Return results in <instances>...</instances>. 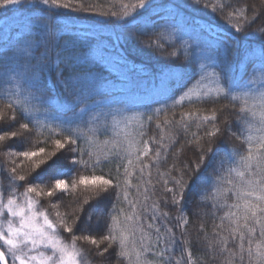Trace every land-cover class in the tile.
<instances>
[{"label":"snow or ice","instance_id":"snow-or-ice-1","mask_svg":"<svg viewBox=\"0 0 264 264\" xmlns=\"http://www.w3.org/2000/svg\"><path fill=\"white\" fill-rule=\"evenodd\" d=\"M12 6L41 14L22 20L0 42V85L5 86L0 96L8 101L0 107V173L9 182L6 199L0 191V264H8L9 256L12 264H90L78 241L95 246L101 264H264V0L240 7L215 0H134L122 3L120 14L98 13L119 23L127 39L165 59L183 55L187 62L207 60L214 69L207 75L218 78L217 86L203 93L188 89L174 104L189 94L200 99L214 93L230 100L209 114L185 111L179 120L165 118L163 126L156 125L159 139H145L146 131L124 130L103 141L104 152L97 147L93 127L97 110L109 107L105 101L124 106L99 67L105 57L78 55L74 42L60 44L56 35L62 27L66 30L57 24L59 10L87 13L95 5L88 0H0V12ZM189 7L220 13L233 35L186 32L188 22L178 19L176 10ZM258 22L261 26L253 28ZM177 35L188 38L181 54L173 45L172 51L165 47ZM246 36L256 39L242 46ZM201 52L208 55L198 56ZM237 59H247L239 78L215 71ZM126 66L117 62L118 68ZM112 123L119 126L120 121L113 116ZM234 124L239 135L232 131ZM193 125L202 133L191 131ZM181 134L184 143L172 153L173 164L162 171ZM229 137L241 140L244 150L222 148ZM186 147L192 155L177 162ZM202 177L203 186L194 190ZM193 196L211 204L213 219L211 238L205 234L195 241L202 252L195 257L185 228V209ZM42 198L49 200L51 213L41 207ZM101 204L106 212L93 224ZM169 208L175 209V217ZM173 219L179 236L169 226ZM93 227L103 233L99 239L88 234ZM198 232H204L203 223ZM64 233L71 235L70 241Z\"/></svg>","mask_w":264,"mask_h":264},{"label":"trees","instance_id":"trees-1","mask_svg":"<svg viewBox=\"0 0 264 264\" xmlns=\"http://www.w3.org/2000/svg\"><path fill=\"white\" fill-rule=\"evenodd\" d=\"M132 2H134V0H88V3L95 5V11L74 13L67 10H59L56 13L58 17L57 24L66 26V30L62 27L57 32L58 42L60 44L74 42L76 45V52L81 56H100L102 54L105 59L100 61L99 67L104 69L106 79L112 84V90L116 93V100L121 101L122 104L126 106H118L112 104L111 101H105L104 104L109 107H102L97 110L100 115L98 117V123L94 124L93 127L96 129L95 136L98 141L97 147L101 152L106 151L103 145L104 140L115 139L117 138V134L119 133L122 135L124 130L146 131L147 135L144 137L145 139L150 136H156V138L159 139L160 129H158L156 125L160 123L161 126H163L165 118L179 120L181 113L185 111H200L202 114H209L212 109H221L222 106L230 103L229 99L217 98L213 93L210 97H203L200 99L195 95L189 94L182 102L174 104V101H178L180 96L187 92L188 89L203 93L208 89L215 88L218 78L216 76L207 75V73L214 71V69L208 65L206 59L202 58L196 62H187L183 55L180 56V59H165L159 53L145 50L134 41L127 39L119 23L98 14L102 11H115L120 14L122 13L121 4ZM181 2H183V0H171V3ZM215 2L240 7L245 2L258 3V0H215ZM32 3L38 4L39 0H32ZM40 7L43 8L44 6L40 5ZM230 10L231 8L226 9V11ZM166 11L167 10H162V14H166ZM176 11L178 13V19L188 22V26L185 28V31L188 33L205 32L208 35H212V33L199 22L201 20L209 25H216L218 27H226L228 25L223 21L220 13H213L211 9L201 10L200 8L189 7L186 10ZM40 14L41 13L37 10H20L19 6H12L10 10L0 12V20L2 18L10 19L12 18L10 16L16 15L13 17L12 21L14 22L11 21L9 28L8 26L4 27L2 24L0 25V42L6 39L8 35L12 34V30L15 29L22 20L29 16L34 17ZM152 15L155 16V13H152ZM70 19L84 22L87 26H76L75 24H68L66 21H63H70ZM258 26H261L260 22H258L257 25H253V28ZM6 32L8 33L5 37L4 35ZM231 32L234 33V29L231 28ZM218 33L225 38L231 36L229 33ZM165 35H167V33H165ZM187 39V36L182 35H177L175 39L169 37L165 47L168 51H172L173 47H169V45H173L177 53L181 54L183 53L182 42ZM255 39L254 36H246L242 42V46H246L248 42L254 41ZM188 43H191V41H188ZM189 51L191 52L192 50L189 49ZM197 55L206 57L208 53L201 52L197 53ZM117 62L120 64L126 63L127 66L118 68ZM201 63L205 64L204 69L200 68ZM111 64L114 67H112ZM239 64L241 65L239 66ZM246 66L247 59L243 62L237 59L232 63L231 67L222 63L215 71L221 73V75L229 74L234 78H239V76L245 72ZM201 76L204 77L203 80H201ZM126 80L133 81L136 84L134 88L128 89L127 84H124ZM152 80H162L163 83L156 85ZM48 83L49 87L54 85V76L49 77ZM4 87V85H0V92L4 91ZM55 94L59 97L58 86H56ZM134 95H137V97H134ZM7 103L8 101L3 98V96H0V107H3ZM235 103L239 106V101ZM110 108L118 110L110 111ZM155 109H161V111L157 114ZM113 116L120 121L119 126L112 123ZM149 116L152 117L151 121L148 120ZM126 117L131 118L132 122L130 124ZM141 124L145 126L144 129L140 128ZM191 131H200L202 133L203 129L198 130L193 125ZM232 131L237 132L239 135V127L236 124L233 125ZM89 134L91 135V133ZM246 134L245 132V135ZM178 139L179 142L170 149L166 162L161 164L160 167L162 171L167 170L173 164L174 160L172 153L175 152L177 148L181 147L185 137L181 134ZM165 143H171V141L165 138ZM233 146L241 151L245 148L241 140L235 137H229L222 148L230 149ZM191 155V151L186 147L176 158V161L186 160ZM0 160H3L2 156H0ZM7 166L11 167V165ZM108 167V165L104 166L105 171H107ZM153 173L155 175V169H153ZM58 178L67 179V177L64 176ZM8 183L7 176L4 173H0V190L4 192L5 197L9 191ZM203 184L204 180L202 177L201 180L197 181L193 186L194 190L198 191ZM18 191L22 192L23 187H18ZM159 194V186H157V196H159ZM65 199L70 200L71 198L66 197ZM52 202L54 203L55 199H53ZM41 207L48 208L49 212H52L47 198L41 199ZM60 210L64 211V208L62 207ZM166 210L169 211L173 217L177 215L175 209L169 208ZM185 211L189 218V223L185 228L188 237L193 241V244L190 245L189 248L193 252L194 257L201 256V246L197 245L195 241L197 237H203L205 234L211 238L213 228V219L211 215H209L212 211L211 204L200 203V201L193 196ZM194 211L197 214H194ZM105 212L106 207L101 204L95 216H93V224H95L96 217L102 216ZM221 214L222 212H217L218 216ZM51 218L54 219V216ZM201 223L204 224V232H198ZM174 225V219L169 221V226L173 227V231L179 236L180 230L175 228ZM80 234L81 233L78 231L76 232V235ZM88 234L96 236L97 239H99V235L103 233L93 227ZM63 235L65 240L70 241V234L64 233ZM78 247L88 252L90 264H101V261L95 256V246L78 241ZM101 247H106V244H101ZM177 252H179V248H177ZM110 253L111 249L109 253L105 255H110ZM113 264H121V262L113 261Z\"/></svg>","mask_w":264,"mask_h":264},{"label":"rangeland","instance_id":"rangeland-1","mask_svg":"<svg viewBox=\"0 0 264 264\" xmlns=\"http://www.w3.org/2000/svg\"><path fill=\"white\" fill-rule=\"evenodd\" d=\"M14 16H16V15H12V16H10V17H12V18H10V19H5V18H2L1 20H0V25L2 24L4 27L5 26H8V28H9V26H10V24H11V21H12V19H13V17ZM63 21H66L68 24L70 23V24H75L76 26H87V24L86 23H84V22H80V21H75V20H71L70 19V21L69 20H63ZM12 22H14V21H12ZM202 25H204L205 26V28H207V30H209L211 33H212V35L213 36H216V35H219L220 36V34L218 33V32H222V33H224V34H231L232 32H231V27L230 26H226V27H218V26H212V28L210 27V25L209 24H207V23H205L204 21H199ZM74 29H76V28H74ZM7 33L8 32H6L5 33V37L7 36ZM233 35V33L231 34V36ZM112 65V64H111ZM241 64H239V66H240ZM112 67H114L113 65H112ZM138 69H140V68H138ZM152 82H155L156 83V85H160V84H162L163 83V81L161 80V81H155V80H152ZM124 84L126 85L127 84V88L129 89V88H134V85H136L133 81H131V80H126L125 82H124ZM131 86H130V85ZM133 85V86H132ZM130 86V87H129ZM132 92V91H131ZM134 97H137V95H134ZM1 191V190H0ZM7 197V196H6ZM6 197H5V199H6ZM51 218V217H50ZM8 258V264L10 263V264H12V261H11V257L9 256V257H7Z\"/></svg>","mask_w":264,"mask_h":264},{"label":"bare ground","instance_id":"bare-ground-1","mask_svg":"<svg viewBox=\"0 0 264 264\" xmlns=\"http://www.w3.org/2000/svg\"><path fill=\"white\" fill-rule=\"evenodd\" d=\"M212 26H216V25H210L211 28H212ZM229 35H231V34H229Z\"/></svg>","mask_w":264,"mask_h":264}]
</instances>
